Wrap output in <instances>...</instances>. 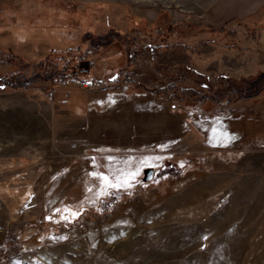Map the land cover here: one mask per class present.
<instances>
[{"label": "rangeland", "instance_id": "obj_1", "mask_svg": "<svg viewBox=\"0 0 264 264\" xmlns=\"http://www.w3.org/2000/svg\"><path fill=\"white\" fill-rule=\"evenodd\" d=\"M262 73L264 0H0V264H264Z\"/></svg>", "mask_w": 264, "mask_h": 264}, {"label": "trees", "instance_id": "obj_2", "mask_svg": "<svg viewBox=\"0 0 264 264\" xmlns=\"http://www.w3.org/2000/svg\"><path fill=\"white\" fill-rule=\"evenodd\" d=\"M9 56H11V55L9 54ZM59 61L66 63L61 58L59 59ZM45 75L47 76L46 77V80H47L49 78L48 77L49 74L46 70L43 72L32 74L30 76H27L24 73L9 75L8 79H9L10 83L8 84V86L12 89H28L34 82H37L40 80H45L43 77ZM60 77H62V76L60 75L59 78ZM83 82L84 81L82 80L80 83H83ZM102 82L103 81L97 82V83H95V85H100ZM104 83L102 84L103 86H100V88L104 89L106 87V86H104L105 85ZM90 84L92 86L94 85L93 82H90ZM172 85L174 86L173 83H172ZM164 89L167 90L166 87ZM173 89H175V88H173ZM263 90H264V73H262L260 76H258L254 81H248L246 86H243V87L237 88V89H233L232 93H233L234 99L225 100L224 102L227 106L230 105V103H232V102L237 103V101H240V100L246 102L248 99L255 97L256 95H258ZM159 95L163 96V94H161L160 92H159ZM199 101H201V102L205 101V103H206L208 100L206 97H204L201 94V99ZM215 103L216 104H222L220 101H216Z\"/></svg>", "mask_w": 264, "mask_h": 264}, {"label": "built area", "instance_id": "obj_3", "mask_svg": "<svg viewBox=\"0 0 264 264\" xmlns=\"http://www.w3.org/2000/svg\"><path fill=\"white\" fill-rule=\"evenodd\" d=\"M89 69L83 64H73L72 66L65 69L63 76L59 78V83L68 86L74 83H80L88 74ZM84 81V80H83ZM86 83L83 82L81 85L85 87ZM51 90V89H49Z\"/></svg>", "mask_w": 264, "mask_h": 264}, {"label": "bare ground", "instance_id": "obj_4", "mask_svg": "<svg viewBox=\"0 0 264 264\" xmlns=\"http://www.w3.org/2000/svg\"><path fill=\"white\" fill-rule=\"evenodd\" d=\"M22 117L23 118H20V116H15L14 119H12V118L6 119L5 121H3L5 123L3 125V127L8 128L9 131L11 130L12 132H16L18 130L23 129V127H25L24 123L27 121L25 118L26 116L25 117L22 116ZM37 127L41 128V126L39 124L34 123L33 125L28 126L27 128L28 129H32V128L37 129ZM6 131H8V130L6 129ZM2 132H3V130H2ZM2 132H0V133H2Z\"/></svg>", "mask_w": 264, "mask_h": 264}, {"label": "snow or ice", "instance_id": "obj_5", "mask_svg": "<svg viewBox=\"0 0 264 264\" xmlns=\"http://www.w3.org/2000/svg\"><path fill=\"white\" fill-rule=\"evenodd\" d=\"M103 179H104L106 185L111 186V187H120L123 185H127V183H128L127 179H125L123 182H118L116 184H108V178L104 177Z\"/></svg>", "mask_w": 264, "mask_h": 264}, {"label": "water", "instance_id": "obj_6", "mask_svg": "<svg viewBox=\"0 0 264 264\" xmlns=\"http://www.w3.org/2000/svg\"><path fill=\"white\" fill-rule=\"evenodd\" d=\"M151 174H152V170L151 169L145 171L146 180H149L151 178Z\"/></svg>", "mask_w": 264, "mask_h": 264}, {"label": "crops", "instance_id": "obj_7", "mask_svg": "<svg viewBox=\"0 0 264 264\" xmlns=\"http://www.w3.org/2000/svg\"><path fill=\"white\" fill-rule=\"evenodd\" d=\"M85 63H86V62H85ZM109 77H110V78H113L114 76H113V74H112V75H109L108 78H109Z\"/></svg>", "mask_w": 264, "mask_h": 264}]
</instances>
